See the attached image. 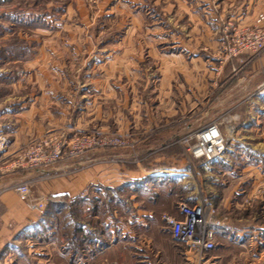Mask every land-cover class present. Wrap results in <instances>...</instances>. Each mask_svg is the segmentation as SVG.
<instances>
[{"label":"rangeland","instance_id":"rangeland-1","mask_svg":"<svg viewBox=\"0 0 264 264\" xmlns=\"http://www.w3.org/2000/svg\"><path fill=\"white\" fill-rule=\"evenodd\" d=\"M212 1L70 0V79L55 80V97L40 108L37 129L0 126V167L25 175L21 182L46 201L38 213L44 234L15 242L17 264H44L45 252L63 248L89 249L98 234L108 243L103 248L111 239L119 250L171 248L161 214L175 212L181 200L210 202L214 193L228 198L227 206L239 204L216 208L218 216L241 225L246 217L264 222L254 206L264 183L253 188V179L238 184L234 175L221 187L223 178L187 150L190 134L210 121L219 123L227 143L233 136L224 127L228 109L243 108L228 93L250 65L239 64L245 54L233 56L229 48L235 29L253 18H230L222 10L227 1L219 7ZM190 121L195 125L186 128ZM258 164L264 172V162ZM85 172L98 184L62 193ZM131 172L142 177L132 179ZM33 174L60 194L44 193ZM162 177L169 184L159 185ZM34 250L38 257L30 256Z\"/></svg>","mask_w":264,"mask_h":264},{"label":"crops","instance_id":"crops-1","mask_svg":"<svg viewBox=\"0 0 264 264\" xmlns=\"http://www.w3.org/2000/svg\"><path fill=\"white\" fill-rule=\"evenodd\" d=\"M215 1L218 7L220 1L223 4L227 1L229 9L222 10L227 11L224 14L230 18L251 15L254 19L258 12L264 11V8L257 7L260 0H240L239 3L237 0H213V5ZM70 8V0H0V126L3 129H37L40 108L55 97V80L64 82L70 79ZM247 55L235 59L242 66L247 63L250 66L241 73L237 84L228 93L230 102L238 98L243 104L238 112L234 108L228 109V114L232 115L224 127L233 136L222 154L212 161L203 162L208 166L209 174L216 171L223 178L218 179L221 187L225 186L227 178L234 175L238 176V184L250 178L253 179V188L264 183V172L258 164L264 162V96L254 94L261 81L264 53L254 60ZM50 106H53L51 100ZM46 109L47 113L50 112L48 107ZM194 125V121H190L185 127ZM236 162L239 163L237 167ZM130 174L132 179L142 177L134 172ZM23 176L17 170L0 167V264H17L15 242H20L24 235H43L46 227L44 216L31 210L13 190ZM88 176L85 172L79 176L78 182L73 180L64 184L62 193L77 195L89 182L98 184ZM33 177H37L35 181L44 193L60 194L52 183H46L45 177L34 174ZM242 192H237L238 196ZM215 195L208 199L216 208H239L238 203L227 206L228 198L217 199ZM254 198L259 200L254 203L255 208L264 215V192ZM219 217L225 226L215 236V248L205 253L201 260L183 251L169 235L165 239L166 243H171L168 249L119 250L113 248L118 244L112 239L108 246H100L102 236L98 234L89 241V249L73 251L63 248L54 255L45 252L47 262L44 264H264V222L246 217L238 220L244 222L241 225L223 215ZM93 242L97 244L93 245ZM84 243L87 245L86 241ZM38 254L37 250L30 251V256L38 257ZM235 257L239 262L233 261Z\"/></svg>","mask_w":264,"mask_h":264},{"label":"built area","instance_id":"built-area-1","mask_svg":"<svg viewBox=\"0 0 264 264\" xmlns=\"http://www.w3.org/2000/svg\"><path fill=\"white\" fill-rule=\"evenodd\" d=\"M233 44L229 52L233 56L248 54L254 56L264 50V11L257 13L251 24L235 29ZM255 95L264 96V80L259 83ZM194 142L187 148L190 155L201 161H212L226 148V139L216 121H210L195 129L191 134ZM190 137V138H191ZM3 144L0 129V147ZM14 191L27 206L43 213L46 201L42 195L33 196L29 184L20 182L13 186ZM161 220L171 239L199 260L215 248V236L225 226L217 215L216 207L202 198L193 202L178 201L175 212H163Z\"/></svg>","mask_w":264,"mask_h":264},{"label":"trees","instance_id":"trees-1","mask_svg":"<svg viewBox=\"0 0 264 264\" xmlns=\"http://www.w3.org/2000/svg\"><path fill=\"white\" fill-rule=\"evenodd\" d=\"M160 182H159V185H164V184H167V183H165L167 180H168V184H169V179L167 178V179H164V177H162V178H160ZM169 213H171V212H169ZM174 213V212H173ZM170 236V235H169ZM101 244H103V245H106V244H108V243H106L105 241L103 242V243H101Z\"/></svg>","mask_w":264,"mask_h":264}]
</instances>
